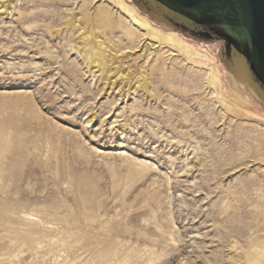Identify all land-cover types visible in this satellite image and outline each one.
Returning <instances> with one entry per match:
<instances>
[{
    "label": "rangeland",
    "instance_id": "374dc122",
    "mask_svg": "<svg viewBox=\"0 0 264 264\" xmlns=\"http://www.w3.org/2000/svg\"><path fill=\"white\" fill-rule=\"evenodd\" d=\"M0 264H264V115L132 0H0Z\"/></svg>",
    "mask_w": 264,
    "mask_h": 264
},
{
    "label": "water",
    "instance_id": "95a60500",
    "mask_svg": "<svg viewBox=\"0 0 264 264\" xmlns=\"http://www.w3.org/2000/svg\"><path fill=\"white\" fill-rule=\"evenodd\" d=\"M216 65L221 93L264 115V0H132Z\"/></svg>",
    "mask_w": 264,
    "mask_h": 264
},
{
    "label": "bare ground",
    "instance_id": "6f19581e",
    "mask_svg": "<svg viewBox=\"0 0 264 264\" xmlns=\"http://www.w3.org/2000/svg\"><path fill=\"white\" fill-rule=\"evenodd\" d=\"M135 6V5H134ZM132 11H133V16H132V19H134L135 21H137L139 24H141L142 26H148L149 27V25H148V22H147V19H146V17H144V16H139V14H137L133 9H132ZM137 16H139V17H137ZM152 30H155V29H153V28H151ZM153 32H155V31H153ZM156 37L157 38H159V37H164V35L159 31V30H156Z\"/></svg>",
    "mask_w": 264,
    "mask_h": 264
}]
</instances>
